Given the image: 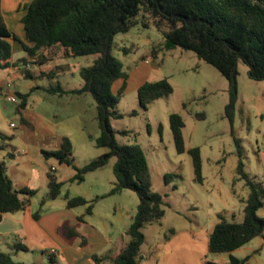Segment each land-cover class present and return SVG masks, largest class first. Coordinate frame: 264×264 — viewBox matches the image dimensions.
I'll return each mask as SVG.
<instances>
[{"label":"rangeland","instance_id":"obj_1","mask_svg":"<svg viewBox=\"0 0 264 264\" xmlns=\"http://www.w3.org/2000/svg\"><path fill=\"white\" fill-rule=\"evenodd\" d=\"M30 1L0 0L6 26L16 37V48L20 47L19 40L29 45L23 34L21 17ZM115 41L113 54L121 61L122 70L126 74L135 71L133 82L138 79L137 68L143 64V56L153 50L154 61L158 62V66L149 70L146 80L165 77L172 86L170 94L154 99L146 109L140 107L136 90L123 92L114 106L121 115L111 117V124L118 131L115 134L118 143H137L142 148L151 174L152 190L160 193L166 202L161 219L142 227L144 240L140 246V263L138 261L136 264L223 262V257L227 260L224 254L208 250V232L214 222L218 221L219 213L231 220L230 214L233 211L235 220H240L242 203L239 198L248 193L244 181L235 180L237 156L234 137L241 144L245 170L264 187V79H250L247 65L238 62V93L231 126L224 112L229 99L228 81L213 65L200 59L192 50L180 47L165 49L164 37L156 27H144L140 21L127 32L117 34ZM94 57L88 54L59 58L49 63L50 70L44 71L52 74L49 76L29 78L14 71L6 77L0 84V133L13 134L7 142L20 148L21 141L27 140L28 130L31 129L24 122V117L32 123L39 114L58 134H65L71 139L76 166L84 165L106 150L94 142L99 128L92 96L89 93L75 96L49 91V88L57 85L66 89L79 86L82 81L79 68L90 64ZM7 80L11 82L10 85L6 84ZM37 85L40 87L37 88ZM32 86L34 88L30 90ZM13 90L28 92L22 113L17 110V103L7 99V94ZM133 110L135 112L131 113ZM171 113L179 114L184 122L182 136L185 147L196 146L200 150L201 182L194 180L190 154L187 151H175L169 126ZM120 130L127 132L120 133ZM5 152L0 149V160L10 163L12 159L5 156ZM114 160L115 157H111L106 167L85 174L81 182H64L61 195L65 192L82 194L87 191L99 194L106 191L110 180L114 179L111 169ZM54 164L57 167L54 175L58 179L65 180L76 173L71 166L59 165L57 162ZM165 173L171 174L168 183L163 179ZM47 192V186L42 183L38 185L37 192L31 197L34 211L39 208V200ZM138 201L135 192L122 189L113 195L94 200L93 214H83L99 231H104L107 226L113 241L119 231L123 240L127 241L129 235L124 230L132 220ZM72 208L81 212L85 210L84 205ZM47 209L42 206L41 213ZM257 214L264 217V203ZM258 241L259 238H255L247 244L250 250L245 248L236 254H249L253 263L264 264V243ZM39 257L40 252L35 251L15 256L14 259L38 264L49 262L46 253H43V261H38ZM103 262L111 264L107 259H103Z\"/></svg>","mask_w":264,"mask_h":264},{"label":"trees","instance_id":"obj_2","mask_svg":"<svg viewBox=\"0 0 264 264\" xmlns=\"http://www.w3.org/2000/svg\"><path fill=\"white\" fill-rule=\"evenodd\" d=\"M140 16V19L138 18ZM144 27L153 25L164 37L165 49L180 47L192 50L200 59L213 65L228 81L229 99L224 112L231 126L237 101L238 62L247 65V75L253 80L264 79V0H31L25 6L21 17L25 39L31 45L19 40L28 56H36L39 61L46 59L43 50L58 52L61 56H81L93 54L88 65L79 69L82 84L77 88L64 90L60 85L52 87L60 94L80 95L89 93L95 101L96 121L99 134L94 138L97 146L106 150L90 159L82 166H76L72 157V144L67 136H62L56 149H41L42 155L55 158L60 164H67L76 170L71 181L81 182L88 172L104 168L111 157H115L112 171L115 183L107 194L129 189L138 196L136 211L125 229L129 239L120 252L111 259L112 264H136L141 258L140 246L144 240L142 227L157 222L164 215L163 196L152 190L149 166L142 148L137 143L120 144L115 138L117 130L111 124V117L121 114L114 106L122 95L127 74L122 70L121 61L113 54L116 48L115 36L127 32L138 22ZM8 37L16 39L3 19L0 7V70L10 65L12 53ZM126 52V48L123 47ZM155 55V54H154ZM50 70V69H48ZM43 72V71H42ZM51 75L50 72H43ZM26 77L31 74L24 72ZM123 78L116 93L112 83ZM172 86L167 78L145 81L137 89L139 105H147L162 96H167ZM28 93L16 92L20 99L19 108L24 107ZM135 111H131L134 113ZM203 114L201 113L200 116ZM184 122L177 113L169 115L172 141L177 153L187 151L192 158L194 180L201 182V157L198 147L186 148L182 136ZM126 133V130H120ZM233 133V130H231ZM12 135L0 133V149H7L6 156L13 157V149L7 143ZM237 161L236 179L243 180L248 187L246 197L241 198L242 219H226L218 214V221L208 236L207 247L213 253H228L229 264H255L249 255L238 258L231 252L264 231V217L257 210L264 203V187L245 170L243 150L234 137ZM171 174L165 173L168 183ZM63 182L48 174V192L39 200V208L33 212L38 218L41 207L47 199L61 194ZM36 193L29 187L15 188L6 172L5 160H0V214L13 213L24 209L29 199ZM66 207L85 205V213H91L93 200L83 196L62 195ZM83 221V215L77 216ZM68 236L78 235L75 227L67 229ZM14 250H26L20 242L13 244ZM94 261L102 256L91 255ZM54 254H49L48 264H55ZM0 264H34L13 258L10 252L0 249ZM214 264V263H213Z\"/></svg>","mask_w":264,"mask_h":264},{"label":"crops","instance_id":"obj_3","mask_svg":"<svg viewBox=\"0 0 264 264\" xmlns=\"http://www.w3.org/2000/svg\"><path fill=\"white\" fill-rule=\"evenodd\" d=\"M23 34H24V30H23ZM7 40L11 43L12 53L10 56V65L5 69L0 70V84L6 77H8L14 71H17L18 73L22 74L23 77H26L24 75V72L28 71L31 74L29 78H33L34 76H45L43 72L45 70L51 69L50 68L51 65L49 64L50 62L56 61L59 58L71 57V56H68V57L61 56L58 52L54 53L52 51H48L44 49L42 52L47 57L46 59L39 61V59L36 56H28L27 53L22 49V46L20 43H19L20 47L16 48L15 40L12 37H8ZM29 45H31V43H29ZM154 54L155 53L153 52V50L152 51L150 50L149 52H147L145 56H143V59H142L143 64H141L137 68L139 73L137 75L138 79L136 82L135 81L133 82V78H132L133 73L135 71H131L129 74H127V78L125 79L126 85L124 87L123 92H127L128 90L137 91L138 87L142 85L145 81H147L146 74L149 72V70H151L152 68H156L158 66V62L154 61V58H155ZM65 65H68V63ZM35 67H37V69H35ZM122 83H123V78H117L116 80H114L111 86V89L114 91V93L117 92L118 88L122 85ZM6 84L10 85L11 82L7 80ZM81 84H82V81L80 85ZM36 87L39 88L40 86L37 85ZM77 87H74V88H77ZM33 88L34 86L30 87V90H32ZM60 88L64 90H68L63 87H60ZM69 89H72V88H69ZM0 91H1V85H0ZM49 91L54 92L55 90L51 87L49 88ZM16 92H19V91L13 90L12 93L16 95ZM57 92L59 93V91ZM9 94H7V96ZM63 94H67V93H63ZM83 94H80V95L71 94V95L81 96ZM19 102H20V99H19ZM19 102H16V103L19 104ZM26 103H27V97H26L24 107L26 106ZM24 107L19 108L17 106V110L20 113H22V111H24L25 109ZM24 122L28 126H31V129L28 130L27 140L21 141L22 145L20 146V148L7 142L9 146L12 147L13 154L15 151H18V153L14 154L13 157H11L12 161L10 163L5 162L6 172L8 176L10 177L15 188L29 187V188L35 189L37 192L39 184L42 183L45 186L48 185V174L51 173L54 175V172L57 171V167L54 164V162L58 163V161L55 158L46 159L42 155L41 149L51 150V149L58 148L61 137L67 136V135L58 134L55 128H53L52 125L48 123L47 121H45L44 117L39 114L36 115L35 122L33 121L32 123H29V120L27 118L25 119V117H24ZM11 135L13 136V134ZM69 140L71 141L70 138ZM71 144H72V141H71ZM5 151L7 152V149ZM104 151L105 150L101 151L100 153ZM6 152H5V156H6ZM72 157H73V145H72ZM51 159H54L55 161H52ZM58 164L67 165V164H60V163ZM112 165H111V169H112ZM97 170H94L91 172H95ZM72 176L73 175L67 177L65 180L58 179L56 176L55 178L58 181H62L64 183L66 181H71L70 179ZM114 183H115V176L113 180H110L109 188L106 191L101 192L99 194H93L87 191L83 192L82 194H68V193L67 194L69 196L79 195V196H83L87 200H93L97 196L113 195L114 193L113 194H107V193L113 187ZM62 195L60 194L54 199H47L44 202L43 206L48 207V209L40 213L38 218L33 217L34 204H33V200L31 197L29 199V204L24 209L15 211L13 213H1L0 214V249L6 252H10L13 258L15 256H24L25 254L26 255L32 254L35 251L40 252V257L38 258L39 259L38 261H43V253L47 254V257L49 260V254H50L49 249L54 248L55 253L53 254L56 259L55 264H102L104 263L103 259H107V261H109L112 264L111 259L120 252L124 243L127 242L123 240L121 236V231L118 232V234L116 235L113 241L112 236L107 226H105L104 231L102 232L99 231L94 225L90 224L87 221L86 219L87 217L86 218L84 217L83 213H85V210L81 212L79 210L77 211L73 208L66 207V200L63 198ZM103 197L104 196L99 197L96 200H99L100 198H103ZM241 198H244V197H241ZM57 199H59L60 201H56ZM94 208H95V205L93 209ZM93 212L94 210H92L91 213H88V215H92ZM79 215H83V221H80V222L77 221V216ZM230 215H231V218L235 219L236 215L233 211H231ZM240 220H237V221H240ZM216 222H214L213 226L215 225ZM112 224L113 222L110 221V225ZM213 226L211 227V230ZM69 227H75V230L78 232V235L68 236L67 229ZM211 230H209L208 233H210ZM255 238H259V241H258L259 243L261 244L264 243V231L262 232L261 235ZM255 238H253L252 240H254ZM15 242H20L24 244L27 249L26 250H14L13 244ZM248 243L244 244L243 246L237 249H234L231 253L238 258L249 255V254H242V255L236 254L237 252H240L241 250L245 248H248L250 250V247H248L247 245ZM93 254L102 256V259L100 260L102 263L92 260L91 255ZM222 254H224L227 260L223 259L224 258L223 257L222 258L223 262H220L217 264H229L228 253H222ZM250 258L251 256L249 255V260ZM19 261H22V260H19ZM26 263L38 264L37 262H26ZM39 263L44 264V262H39ZM45 264H48V263H45Z\"/></svg>","mask_w":264,"mask_h":264},{"label":"built area","instance_id":"obj_4","mask_svg":"<svg viewBox=\"0 0 264 264\" xmlns=\"http://www.w3.org/2000/svg\"><path fill=\"white\" fill-rule=\"evenodd\" d=\"M7 98L11 101V102H17V97H16V95L14 94V93H11V94H9L8 96H7ZM12 124V123H11ZM18 153V151H15L14 152V154H17ZM49 253H55V249L54 248H50L49 249Z\"/></svg>","mask_w":264,"mask_h":264}]
</instances>
